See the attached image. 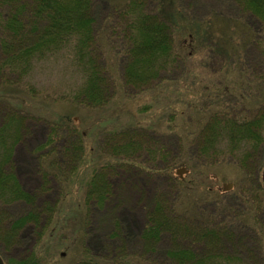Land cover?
Listing matches in <instances>:
<instances>
[{
  "label": "trees",
  "instance_id": "obj_1",
  "mask_svg": "<svg viewBox=\"0 0 264 264\" xmlns=\"http://www.w3.org/2000/svg\"><path fill=\"white\" fill-rule=\"evenodd\" d=\"M152 2L156 11H146L143 0H126L121 8L113 7L105 34L104 30L100 33L96 29L94 0H0V111L1 116L8 114L7 123L4 124L3 118L0 121V192L9 196L6 204L24 198L13 175H6L4 168L18 142L22 119L34 114L33 106L42 101L35 96L34 70L50 58L64 62L65 68L74 70L79 79L78 87L71 92H59L54 97L48 95L52 100L90 109L103 108L112 92L114 79L109 71V63H112L117 70L119 68L124 85L139 93H148V103L142 105L145 110H151L152 106L157 108L162 103L161 112L148 119L145 126L136 123L120 129H97L96 148L101 151L98 159L101 161L94 168L85 192L87 205L94 204L96 210L97 205L105 204L108 199V189L98 184L102 173L110 166L130 163L145 149L156 158L161 147L164 149L161 146L163 137L184 136V154L172 159L159 155L161 159L170 158L165 170L173 178L176 165H186L191 171L199 167L205 175L212 169L210 163L213 161L234 156L244 164L251 157L256 158L264 148V35L251 32L249 26L240 23L244 18L239 13L229 19L223 18V24L231 26L225 29L215 27V20L223 17L218 10L206 18H195L183 11L178 0ZM231 2L237 11L240 9L255 16L256 28L260 22L264 24V0ZM103 44L108 49L112 47L115 56H111L107 48L109 59L104 56ZM251 46H257V50L251 51ZM195 61H201V66ZM206 70L215 77L202 73ZM8 91L17 96L7 95ZM190 111L198 118L186 115ZM44 113L45 109L37 117L50 126L48 143L61 142L60 149L75 152L72 155L75 159L83 156V152H78L84 134L77 132L65 115L60 114L52 120ZM128 124L134 125L131 120ZM146 132L151 136H146ZM152 136L156 138L154 141L149 138ZM146 144H157L160 148H145ZM60 165L49 161L48 166L52 167L48 169L56 172ZM257 184L260 185L259 180ZM261 188L264 189L263 183ZM207 193L205 189L201 194ZM154 204L157 206L152 209L153 215H149L148 226L142 232L148 253H156L158 257L166 254L173 264L245 263L216 248L223 236H226L224 243L232 242L235 237L210 226L216 214L199 218L203 210L194 211L195 202L185 209L170 208L156 197ZM89 205L84 218L80 214L81 227L90 222L92 209ZM219 206L217 213L225 208V205ZM252 216L250 213L249 220ZM200 226L206 237H198L196 228ZM116 235L110 240H116ZM122 237L126 240L114 245L117 249L126 241L137 243V235L133 232L131 235L123 233ZM165 237L173 242L188 240L190 244L184 249L158 251V241ZM207 244L217 250L208 248ZM199 245L205 248L198 250ZM104 248L99 239L93 250L85 251L84 256L82 253L74 264H147L139 255L104 257L101 254ZM248 258L252 263V258ZM261 259L264 264L262 250Z\"/></svg>",
  "mask_w": 264,
  "mask_h": 264
},
{
  "label": "rangeland",
  "instance_id": "obj_2",
  "mask_svg": "<svg viewBox=\"0 0 264 264\" xmlns=\"http://www.w3.org/2000/svg\"><path fill=\"white\" fill-rule=\"evenodd\" d=\"M125 2L126 0H94L93 15L97 21L96 29L100 33L103 30L105 33L106 23L112 18V8H121ZM143 2L146 11H156L152 0ZM178 5L195 18H206L218 10L223 17L215 20V27L225 29H230L231 26L226 27L223 18L229 19L239 13L244 18L240 23L249 26L251 32L264 35V24L260 22L257 29L254 26L257 24L255 16L240 9L237 11L231 0H178ZM102 48L108 59V52L115 56L112 47L108 49L103 44ZM250 49L257 50V46H251ZM195 63L201 66V61ZM109 64V71L114 79L111 84L112 92L108 95L107 104L103 108L95 109L51 99V96L64 91L71 92L79 85L74 70L66 69L64 62L50 58L34 70L35 96L42 101L33 106L34 114L26 115L22 119L18 142L14 146L8 166L4 168L6 175H13L20 195L24 198L6 204L9 196L5 197L6 192H0V253L6 264H74L99 239L105 246L101 253L104 257L116 259L123 254L129 257L139 255L147 260V264H173L174 261L166 254L165 257H158L156 253H148V248L143 245L145 239H142V232L148 226L149 215H153L152 209L157 206L154 204L156 197L170 208L177 206L185 209L195 202L194 211L205 212L202 211V216L199 217L201 219L216 214V219L210 226L235 235L234 240L227 241L228 243L223 242L226 240V236H223L222 243H218L216 248L219 247L218 250L228 254L230 258L238 257L243 263L263 264L261 250L264 252V189L261 186L262 183L264 185V148L256 158L251 157L244 164L241 163L243 160L234 156L211 161L212 169L207 170L205 175L200 172L199 167L191 171L186 165H176L172 171L177 178L175 179L169 177L168 170H165L170 158L161 159L159 155L164 154L172 159L184 154L183 134L181 138L179 134L163 137L164 144H160L164 146L163 150L161 147L162 151L157 144H146L145 148L150 146V149L159 150L156 158L145 149L135 155V160L132 159L130 163L110 166L107 172L102 173L100 182H97L100 188L104 184L103 187L108 189V199L105 204L97 205V210L93 208L94 204H88L93 214L90 213V222L83 223L81 227L80 214L84 218L88 211L85 192L90 185L94 168L101 161L98 160L101 151L96 148V132L100 128L120 129L122 126H135L136 123L145 126L148 119H153L162 110V103L157 108L152 106L151 110H145L143 107L148 103V93H139L124 85L119 68L117 70L112 63ZM202 73L207 74L206 76L214 75L208 70ZM0 82L2 83V79ZM11 94L17 96V93L8 91L7 95ZM48 95L51 96L47 97ZM190 97L191 94H188L187 98ZM140 107L143 109H139ZM44 109V115L52 120L60 114L65 115L70 124L76 126V131L84 134V141L78 152H83V156L75 159L72 156L75 152L60 149L61 142L48 143L50 126L48 122L37 117L43 114ZM187 114L198 118L192 111L186 112ZM2 118L4 124L7 123L8 114L1 116L0 111V121ZM129 120L134 125L128 124ZM99 123L103 126L100 127ZM146 136L151 135L146 132ZM149 138L153 141L156 139L154 136ZM49 161L61 164L56 172L48 169L52 167L48 166ZM181 166L188 171L179 177L175 171ZM258 180L261 186L257 184ZM223 182H232L233 187L222 191L220 187ZM205 189L208 193L201 194ZM219 205H225V208L217 213L220 211ZM250 213L253 215L252 220H249ZM200 228H196L200 235L198 237H206L202 235L205 231ZM132 232L137 235V243L126 241L118 249L114 246L120 241L125 242L123 233L131 235ZM113 234H117L114 241L110 240ZM158 242V251L184 249L183 247L190 244L188 240L173 242L166 237ZM204 248L202 245L197 247L198 250ZM208 248L216 249L212 246ZM248 257L252 258V263Z\"/></svg>",
  "mask_w": 264,
  "mask_h": 264
},
{
  "label": "water",
  "instance_id": "obj_3",
  "mask_svg": "<svg viewBox=\"0 0 264 264\" xmlns=\"http://www.w3.org/2000/svg\"><path fill=\"white\" fill-rule=\"evenodd\" d=\"M188 171V169L184 166H181L179 168L176 169L175 173L181 177L184 173H186ZM233 187V183L232 182H223L221 185V190L222 191H228ZM0 264H3V261L0 257Z\"/></svg>",
  "mask_w": 264,
  "mask_h": 264
},
{
  "label": "flooded vegetation",
  "instance_id": "obj_4",
  "mask_svg": "<svg viewBox=\"0 0 264 264\" xmlns=\"http://www.w3.org/2000/svg\"><path fill=\"white\" fill-rule=\"evenodd\" d=\"M0 257H1L2 261H3V264H6V261H5V259H4V257L2 256L1 253H0Z\"/></svg>",
  "mask_w": 264,
  "mask_h": 264
}]
</instances>
